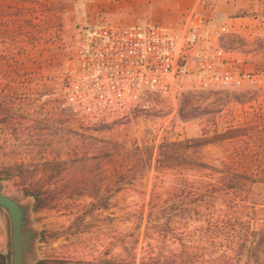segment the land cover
I'll return each mask as SVG.
<instances>
[{"label":"rangeland","instance_id":"374dc122","mask_svg":"<svg viewBox=\"0 0 264 264\" xmlns=\"http://www.w3.org/2000/svg\"><path fill=\"white\" fill-rule=\"evenodd\" d=\"M63 3L0 0V22L12 31L0 36V178L6 195L37 197L39 260L117 264L123 234L140 225L139 237L151 235L147 203L158 200L170 248L184 245L213 264L264 257V0H196L177 23L167 17L164 32L198 36L187 73L167 93L144 90L120 113L100 117L72 101L82 35L90 38L93 27H72ZM224 132L236 138L191 142L188 163L155 178L161 144ZM228 157L237 160L221 165ZM223 170L242 181L198 183ZM4 244L0 225V252Z\"/></svg>","mask_w":264,"mask_h":264},{"label":"built area","instance_id":"2783aa9c","mask_svg":"<svg viewBox=\"0 0 264 264\" xmlns=\"http://www.w3.org/2000/svg\"><path fill=\"white\" fill-rule=\"evenodd\" d=\"M195 31L182 37L148 26H98L80 51L81 74L72 101L90 115L118 114L144 90L167 93L187 73Z\"/></svg>","mask_w":264,"mask_h":264},{"label":"trees","instance_id":"16d2710c","mask_svg":"<svg viewBox=\"0 0 264 264\" xmlns=\"http://www.w3.org/2000/svg\"><path fill=\"white\" fill-rule=\"evenodd\" d=\"M4 13L5 12L2 11V15H4ZM15 13H18V11H16ZM8 22L6 20L0 22V30H2L0 32L1 38L7 37V34L9 35V38H11L12 36V31L10 33L9 26L7 25ZM21 27V25L17 26L18 33L16 34L20 33ZM217 136L218 137H215V139L212 140H206L201 137L180 142H166L164 145L161 144L159 146V152L155 157L156 164L154 169L156 171L155 173H157L155 174V178L160 175L158 174L160 170H165L166 168H169V166H173L174 164L183 166L188 163L190 156L186 153L194 146L191 144V142L198 143V145L196 144L195 148H201L205 144L219 143L231 137L236 138L235 136H229V132H224L218 134ZM177 149H179L180 151L178 152ZM151 156L152 154H149L146 157V160L149 161V159H151ZM234 160H237V157H228L226 161H221V165H233ZM200 166L204 167L206 165L204 163H201ZM216 173H219V175H215ZM236 175L237 173L231 170L215 171L209 178H207V180L202 179L199 180L198 183H221L222 185L226 184L227 188H234V186H231V184L237 182L240 183V181H242V178H240L239 176L236 177ZM34 199L36 200L37 197L34 196ZM158 202L159 205L154 203V201H148L147 203V205L149 206V213L148 219L146 221L147 226H145V228L146 231L152 230L151 235L139 237V235L142 234L137 231L141 227L140 225L137 226L136 231L132 233V235L123 234L120 239L121 253L119 254V256L121 255V259L117 264H213L212 260L205 258L206 255L204 253L199 254L193 251H188L186 250L184 245L180 247V244L175 241L178 240L176 238H172V244H178L180 248H170L171 244L166 245L167 239L169 238L166 233L169 221L163 222L165 219L162 220L160 218L166 215L167 212L164 208V205H161L159 200ZM145 234L149 233L147 232ZM140 238H142V240H140ZM140 241H142L141 247H138ZM7 259L8 255H5L3 251H1L0 264H8ZM250 260L251 264H264V257L258 256ZM36 264L44 263L39 260Z\"/></svg>","mask_w":264,"mask_h":264},{"label":"crops","instance_id":"0c3cea01","mask_svg":"<svg viewBox=\"0 0 264 264\" xmlns=\"http://www.w3.org/2000/svg\"><path fill=\"white\" fill-rule=\"evenodd\" d=\"M61 12L70 15L68 23L87 33L99 26L101 20L119 26H148L168 28L167 17L178 22V15L188 12L196 0H62ZM169 23V22H168ZM172 25V24H169ZM87 46L90 38L82 35ZM91 37V36H90Z\"/></svg>","mask_w":264,"mask_h":264},{"label":"water","instance_id":"95a60500","mask_svg":"<svg viewBox=\"0 0 264 264\" xmlns=\"http://www.w3.org/2000/svg\"><path fill=\"white\" fill-rule=\"evenodd\" d=\"M4 180L0 178V225L5 244L3 252L8 264H36L39 260L42 228L33 216L34 197L23 200L4 193Z\"/></svg>","mask_w":264,"mask_h":264}]
</instances>
